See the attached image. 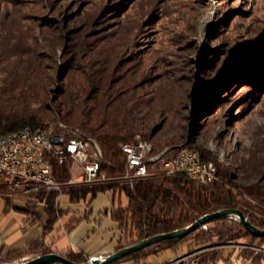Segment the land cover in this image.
I'll use <instances>...</instances> for the list:
<instances>
[{"label": "rangeland", "instance_id": "obj_1", "mask_svg": "<svg viewBox=\"0 0 264 264\" xmlns=\"http://www.w3.org/2000/svg\"><path fill=\"white\" fill-rule=\"evenodd\" d=\"M43 28L52 34L60 28L82 33V44L104 49L95 63L104 60L119 77L134 74L139 95H161L152 108L136 111L144 126L159 124L154 136L162 141L153 140L155 147L151 142L156 151L174 153L191 134L190 146L209 153L221 168L239 177L251 170L263 179L264 48L219 71L227 58L234 59V50L264 38V0H0V59L29 48L32 34ZM199 84L203 98L197 115L189 94ZM167 103L173 105V124L163 119ZM9 199L34 218L44 210L40 202ZM128 240L123 232L121 245ZM178 256L212 264H264V241L240 238L199 248L190 240L148 255L145 263L176 264ZM128 261L134 264L129 258L112 264Z\"/></svg>", "mask_w": 264, "mask_h": 264}, {"label": "trees", "instance_id": "obj_2", "mask_svg": "<svg viewBox=\"0 0 264 264\" xmlns=\"http://www.w3.org/2000/svg\"><path fill=\"white\" fill-rule=\"evenodd\" d=\"M82 39V33H72L67 28H60L54 34L43 28L32 34L29 48L0 59V136L23 127L43 130L54 125L55 130L62 131L61 123L63 129H78L82 137L95 140L102 152L101 168L109 174L119 175L125 165L121 149L124 143L135 142L140 137L155 147L153 140L156 143L162 141L154 136L159 124L144 126L136 115L137 110L152 108L153 101L161 95H139L137 88L140 85L133 80L134 74L119 77L112 67L104 64V60L95 63L104 54V49L90 48L86 42L81 43ZM263 48L264 38H261L247 49L234 50V59L227 58L219 73L238 61L243 62V59L238 60L243 55H259ZM202 91V84H199L189 94L197 115L201 109ZM162 110L163 119H169L173 124V105L167 103ZM191 119H196L194 114ZM191 140L190 134L189 141H183L176 150L193 148ZM199 153L216 166L218 179L211 184L195 183L183 174L167 176L158 162L153 165L148 162L153 173L133 184L80 185L69 188L66 193L71 202H78L86 200L89 194L93 199L99 192L110 189L113 193L116 189L124 192L126 204L111 209V218L122 232L114 251L153 235L181 229L205 214L227 208L241 210L252 224L264 229V217L257 215L260 210L264 211V174L260 180L257 179L260 173L245 169L239 177L229 169L221 168L209 153L203 150ZM66 167H60L62 179L68 176ZM6 192L7 188L0 185V195L9 206ZM57 197L58 193L54 191L38 193L47 215L41 222L43 235L53 229L63 214ZM123 232L129 240L121 245ZM240 238L264 241V237L249 233L236 217L225 216L197 227L180 239H165L123 258H129L134 264H146L148 255L177 249L190 240L202 248L211 243L237 242ZM49 252L52 251L44 245L43 239H39L27 248L8 251L5 255L0 248V260L12 262ZM63 256L75 262H85L89 258L82 251H68Z\"/></svg>", "mask_w": 264, "mask_h": 264}, {"label": "built area", "instance_id": "obj_3", "mask_svg": "<svg viewBox=\"0 0 264 264\" xmlns=\"http://www.w3.org/2000/svg\"><path fill=\"white\" fill-rule=\"evenodd\" d=\"M59 127L62 131L51 125L41 133L15 135L13 140L0 145V185L7 188L5 195L44 204L38 198L41 191H54L59 197L63 191L66 193L69 188L80 185L133 184L153 173L148 162L152 165L158 162L167 176L183 174L202 185L218 179L216 166L204 160L200 153H188V148L174 153L167 149L155 151L140 137L121 146L125 155L124 171L119 175L109 174L101 168L102 152L95 140L82 137L78 129H63L61 123ZM64 165L68 176L62 179L59 177L63 174L60 167ZM119 193L125 195L116 189L115 194ZM173 262L212 264L211 261H190L183 256Z\"/></svg>", "mask_w": 264, "mask_h": 264}, {"label": "crops", "instance_id": "obj_4", "mask_svg": "<svg viewBox=\"0 0 264 264\" xmlns=\"http://www.w3.org/2000/svg\"><path fill=\"white\" fill-rule=\"evenodd\" d=\"M120 203L110 190L99 192L93 199L71 202L69 196H59V208L64 211L54 227L43 235L41 222L47 215L42 210L38 218L31 217L22 205H7L0 195V248L2 255L29 247L39 239L52 252L65 255L68 251H82L89 258L112 253L120 237L118 224L111 218V209ZM42 204V203H40ZM44 205V204H43ZM20 208V209H17ZM37 219H40L37 220ZM125 264H133L128 261Z\"/></svg>", "mask_w": 264, "mask_h": 264}, {"label": "water", "instance_id": "obj_5", "mask_svg": "<svg viewBox=\"0 0 264 264\" xmlns=\"http://www.w3.org/2000/svg\"><path fill=\"white\" fill-rule=\"evenodd\" d=\"M225 216L236 217L249 233L255 236L264 237V229H261L255 226L254 224H252L241 210L227 208V209L215 211L213 213L205 214L199 217L198 219H196L190 225L185 226L181 229H176L167 233H161L147 237L135 244L125 246L108 255L90 257L85 262H75L58 253L49 252L31 258L23 259L20 261L7 262L0 260V264H112L113 262L127 256L128 254L142 250L159 241L165 239H180L185 235H187L188 233H190L191 231H193L194 229H196L197 227H200L215 218H221Z\"/></svg>", "mask_w": 264, "mask_h": 264}, {"label": "bare ground", "instance_id": "obj_6", "mask_svg": "<svg viewBox=\"0 0 264 264\" xmlns=\"http://www.w3.org/2000/svg\"><path fill=\"white\" fill-rule=\"evenodd\" d=\"M47 129H49V128H47ZM43 130H46V129H43ZM43 130H33L30 127H23V128H21L19 130H16L14 132L12 131L10 133H7L5 135L0 136V145H2L4 141H11V140H13V138H14L15 135H22L25 132L41 133ZM146 145H150V144L149 143H146ZM167 150H168V148H167ZM188 153H199V151L196 150L195 148H188Z\"/></svg>", "mask_w": 264, "mask_h": 264}]
</instances>
